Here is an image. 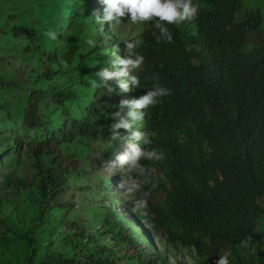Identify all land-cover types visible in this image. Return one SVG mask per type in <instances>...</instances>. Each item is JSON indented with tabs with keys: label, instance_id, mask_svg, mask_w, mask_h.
<instances>
[{
	"label": "trees",
	"instance_id": "16d2710c",
	"mask_svg": "<svg viewBox=\"0 0 264 264\" xmlns=\"http://www.w3.org/2000/svg\"><path fill=\"white\" fill-rule=\"evenodd\" d=\"M99 3L0 0V52L32 62L25 81L0 69V124L12 130L0 133L6 152L0 191L13 195L0 198V264H170L162 254L125 255L124 246L135 239L115 215L100 220L102 230L76 225L65 189L96 165L95 156H110V125L121 100L127 93L139 98L155 84L171 94L145 110L146 148L166 154L160 162L140 161L158 184L142 189L150 198L163 196L151 202L147 217L168 242L193 247L196 264H215L221 255L230 264H264V2L193 0L199 5L194 18L165 25L172 43L155 21L146 22L125 52L144 57L133 73L140 87L121 92L113 83L111 93L95 77L102 67L116 69L96 20ZM49 29L56 40L44 35ZM15 124L28 129L16 131ZM24 156L36 170L31 177L19 170ZM117 227L119 243L105 245L97 237ZM14 243L25 253L16 254Z\"/></svg>",
	"mask_w": 264,
	"mask_h": 264
},
{
	"label": "clouds",
	"instance_id": "9594fccd",
	"mask_svg": "<svg viewBox=\"0 0 264 264\" xmlns=\"http://www.w3.org/2000/svg\"><path fill=\"white\" fill-rule=\"evenodd\" d=\"M198 10L199 5L194 4L193 0H100L96 20L108 37L112 50L111 58L116 63V69L102 67L96 72L95 77L98 78L99 84H102L108 93L115 90L113 83L121 92H128L132 87L139 88L140 80L133 73L141 68L144 57L137 55L133 59V56L128 54L125 57V52L135 46L134 43H129V39L144 29L146 22L155 21V27L161 37L165 42L172 43L173 34L165 25L187 22L194 18ZM124 18H130L134 24H142L141 29L128 38L120 37L114 31L115 25L130 21L122 22ZM44 35L51 40L57 39V34L51 29ZM87 44L95 46L92 39L87 40ZM90 83L93 87L99 86L96 79ZM170 94V89L159 84H155L139 98H132L127 93L128 99L121 100L120 110L113 113L114 122L110 125L113 144L109 145H114V148L110 156H95L96 165H87L84 173L72 177L65 189L71 201L75 203L76 210L71 208L69 215L76 225L102 230L100 220L106 218L105 215L117 217V226H121L125 233H130L135 239L134 245L124 246L125 255L132 253L134 257L145 259L147 256L162 254L170 264H196V251L193 247H176L168 242L166 236L147 217L150 204L155 198H150L142 189L143 185H150L151 189H155L158 184L153 182L152 170L140 161L160 162L166 159L163 150L146 148L151 144V140L147 138L150 131L147 128L145 110L156 106L161 97ZM78 190L86 194L82 197L71 196L70 193ZM137 193L139 196H136ZM85 196H89L87 203L84 202ZM118 229L117 227L104 236L98 234L97 237L105 245L119 243L121 238L117 240ZM250 240L251 237L242 241V246L247 247ZM185 253L192 257L190 263L184 260ZM125 255H119L116 260L123 263ZM215 264H230V260L227 255H221Z\"/></svg>",
	"mask_w": 264,
	"mask_h": 264
},
{
	"label": "rangeland",
	"instance_id": "374dc122",
	"mask_svg": "<svg viewBox=\"0 0 264 264\" xmlns=\"http://www.w3.org/2000/svg\"><path fill=\"white\" fill-rule=\"evenodd\" d=\"M264 0H245V6L248 7H257L260 5V3H263ZM142 27V24H134L131 19L129 22L124 23V24H120V25H115L114 26V31L115 33L123 38H128L130 37V35H132L135 32H138ZM117 50L115 49V52ZM17 58H13V55H7L4 54L3 52H0V69L4 68V67H8L9 68V72L14 73L15 77H18L22 80H26L29 76V73L31 71V65L32 62H27L24 58H22L19 54L16 55ZM24 89H19L17 91H14L13 94L9 95V99L11 101L14 100V95L16 94H21L23 93ZM46 107L49 108L50 106V101H46L45 103ZM13 122V121H12ZM13 123H16L15 121ZM16 125V131H18V129H28L25 128L24 126H22V124H15ZM9 131L10 128L4 124H0V133H10ZM3 151V152H2ZM0 162L2 161V157H4L6 155V152H4L3 149L0 150ZM32 163V159H27V156H24L23 159L21 161H19V165H20V172L24 173L26 172V175L31 177L36 173V170L33 168L31 169L30 164ZM1 165V164H0ZM0 174H1V168H0ZM155 175H157L156 173H154ZM81 184V183H80ZM71 196H76V197H82L83 195H85L86 193L82 192L81 190L76 191L75 193H70ZM93 196V194H90ZM12 197V193H11V189H5L0 191V198L1 197ZM136 196H139V194L137 193ZM89 196H85V203L89 202L88 199ZM163 196L161 193L158 194L157 198L155 200H159L161 199ZM4 231V227L2 226V224L0 223V239L1 236L3 234ZM14 246V247H13ZM12 250L14 252H16V254H24L25 253V249L20 247L19 244L16 245V243L13 244ZM15 254V253H14ZM11 254H7V256H9ZM3 257L6 259V257ZM16 256V255H15ZM183 258L185 261H187L188 263L191 262L192 257L190 256L189 253H185L183 254ZM9 260H11V258H9Z\"/></svg>",
	"mask_w": 264,
	"mask_h": 264
}]
</instances>
